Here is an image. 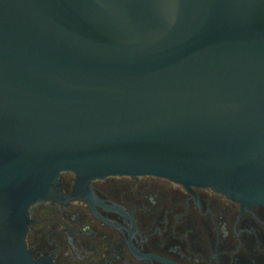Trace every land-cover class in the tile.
I'll list each match as a JSON object with an SVG mask.
<instances>
[{"label":"water","instance_id":"obj_1","mask_svg":"<svg viewBox=\"0 0 264 264\" xmlns=\"http://www.w3.org/2000/svg\"><path fill=\"white\" fill-rule=\"evenodd\" d=\"M62 173L264 204V0H0V264Z\"/></svg>","mask_w":264,"mask_h":264},{"label":"flooded vegetation","instance_id":"obj_2","mask_svg":"<svg viewBox=\"0 0 264 264\" xmlns=\"http://www.w3.org/2000/svg\"><path fill=\"white\" fill-rule=\"evenodd\" d=\"M29 208L26 246L43 264H264V204L155 176H110Z\"/></svg>","mask_w":264,"mask_h":264}]
</instances>
